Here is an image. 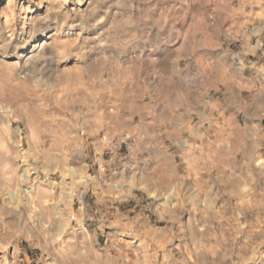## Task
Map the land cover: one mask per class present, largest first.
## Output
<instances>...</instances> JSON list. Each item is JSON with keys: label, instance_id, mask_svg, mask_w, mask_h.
Wrapping results in <instances>:
<instances>
[{"label": "clouds", "instance_id": "9594fccd", "mask_svg": "<svg viewBox=\"0 0 264 264\" xmlns=\"http://www.w3.org/2000/svg\"><path fill=\"white\" fill-rule=\"evenodd\" d=\"M0 264H264V0H0Z\"/></svg>", "mask_w": 264, "mask_h": 264}]
</instances>
